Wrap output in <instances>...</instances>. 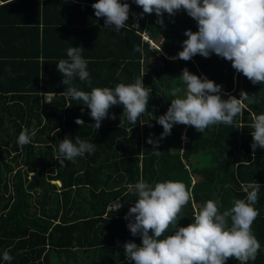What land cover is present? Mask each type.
<instances>
[{"label":"trees","instance_id":"obj_1","mask_svg":"<svg viewBox=\"0 0 264 264\" xmlns=\"http://www.w3.org/2000/svg\"><path fill=\"white\" fill-rule=\"evenodd\" d=\"M95 2L0 0V264H135L126 258L124 244L139 245L142 237L131 234L125 215L138 198L128 187L141 178L153 186L178 181L190 192L176 230L193 222L202 203L213 200L223 212L235 199L246 198L242 184H258L254 207L259 214L252 232L261 247L247 264H264V148L253 156L250 128L253 115L264 113V84H253L215 53L171 59L182 50L185 31H198L197 21L184 10L164 13L161 25L155 13L141 18L142 7L129 0L139 26L132 18V26L118 32L95 16ZM144 33L150 40L143 39ZM151 40H162L160 49ZM72 46L83 49L91 79L89 86L74 77L80 90L114 89L143 78L150 98L135 124L125 118L119 127L123 106L118 104L96 130L90 109L61 94L66 86L57 62L68 59ZM184 68L222 85L224 99L249 94L233 125L220 123L202 133L174 124L171 134L160 139L163 127L157 118L174 98L170 91L185 87L179 77ZM78 117L85 121L82 126L75 123ZM24 128L35 129L36 135L20 147L17 139ZM77 135L95 144L94 153L61 166L55 159L61 140L67 136L75 142ZM150 135L159 139L157 148L147 143ZM193 174L200 178L192 184ZM118 198L122 207L108 210ZM4 251L11 261L2 259ZM225 264L239 261L229 258Z\"/></svg>","mask_w":264,"mask_h":264},{"label":"clouds","instance_id":"obj_2","mask_svg":"<svg viewBox=\"0 0 264 264\" xmlns=\"http://www.w3.org/2000/svg\"><path fill=\"white\" fill-rule=\"evenodd\" d=\"M142 7L143 14L155 13L157 23L163 25L164 13L174 16L184 10L198 24V31H185L183 48L178 57L188 61L199 54L209 57L212 53L232 62V67L242 73L253 84H264V0H134ZM96 17L104 18V26L114 27L120 31L129 19L130 5L121 0H97L92 4ZM135 26H139L136 24ZM147 36V38L145 37ZM143 39L150 40L147 34ZM153 48L160 49L157 41L151 40ZM136 51H142L137 48ZM83 49L72 46L67 50L68 59L57 62V69L62 74V83L66 90L65 98L82 101L90 109L98 130L101 122L108 117L109 109L114 105L123 106L119 127L129 123L135 124L138 117L147 110L149 91L143 86V78L134 83H119L114 89L93 87L90 92L78 89L72 81L78 76L91 86L87 61L82 57ZM162 51V50H161ZM184 88L174 87L169 95L174 97L166 113L157 118L163 132L160 139L171 134L174 124L192 126L204 133L213 125L223 123L233 125L234 118L242 111L241 101L249 99L246 91H241L240 98L229 95L223 98L222 85L203 78L189 71L182 70L179 76ZM183 92V95L180 93ZM115 119V115L111 117ZM252 129L253 156L255 150L264 148V113L253 115ZM75 123L83 125L82 118ZM36 130L31 132L24 128L17 139L20 147L31 143ZM184 141L186 134H183ZM147 143L157 148L159 139L151 135ZM95 144L80 139L75 142L65 137L59 144L55 159L61 166L65 161L75 162L85 153H94ZM246 193L245 199H235L233 206L221 212L213 200H208L194 212L193 222L177 229L178 214L191 199L190 192L178 181H162L155 185L146 183L143 178L128 191L138 198L125 215L127 227L133 236H141V244L128 241L124 244L125 256L135 264H225L229 258H235L239 264L255 260L261 247L252 232V224L258 216L254 205L258 199L259 185L247 183L241 185ZM114 203V211L122 207ZM229 219L231 224L229 225ZM173 229V234L160 239L166 230ZM2 259L11 261L8 251L3 252Z\"/></svg>","mask_w":264,"mask_h":264},{"label":"built area","instance_id":"obj_3","mask_svg":"<svg viewBox=\"0 0 264 264\" xmlns=\"http://www.w3.org/2000/svg\"><path fill=\"white\" fill-rule=\"evenodd\" d=\"M124 2H127V3H129V0H121V3H124ZM130 5V4H129ZM134 15V16H133ZM133 16V17H132ZM134 19V22H133V24L134 25H136V24H139V20H138V15L136 14V13H134V9L131 7V5H130V12H129V19H128V21H126V24H128V25H126V27H131L132 26V24H131V19ZM146 38H147V36H145ZM48 96H50V95H48ZM113 202H115V203H119V204H121V201H120V199L118 198V199H116V200H114ZM111 203L110 205H108L107 206V209L108 210H111V209H113L114 210V203ZM121 208V207H120ZM119 208V209H120ZM118 209V210H119ZM117 211V210H116Z\"/></svg>","mask_w":264,"mask_h":264},{"label":"rangeland","instance_id":"obj_4","mask_svg":"<svg viewBox=\"0 0 264 264\" xmlns=\"http://www.w3.org/2000/svg\"><path fill=\"white\" fill-rule=\"evenodd\" d=\"M180 95H183V92H181ZM182 137H183V136H182ZM181 145L183 146V143H182ZM170 146H171L172 149H176V146H175V145H170ZM199 178H200V177L197 176V174H193L192 181H191L192 184H193L195 181H197V179H199ZM52 182H53V183L56 182L58 185H60V182H59V181H53V180H52ZM83 194H85L84 191H83ZM204 204H205V203H202V204H201V207H202ZM198 205H199V204H195V203H194L195 208L198 207ZM196 210H198V209L196 208ZM62 256H63V259H64L65 256H64V255H62ZM61 261H62V258H60V259L58 260V262H60V263H61Z\"/></svg>","mask_w":264,"mask_h":264},{"label":"crops","instance_id":"obj_5","mask_svg":"<svg viewBox=\"0 0 264 264\" xmlns=\"http://www.w3.org/2000/svg\"><path fill=\"white\" fill-rule=\"evenodd\" d=\"M158 41V44H161V42H162V40H157ZM175 57V56H174ZM176 57H177V55H176Z\"/></svg>","mask_w":264,"mask_h":264},{"label":"bare ground","instance_id":"obj_6","mask_svg":"<svg viewBox=\"0 0 264 264\" xmlns=\"http://www.w3.org/2000/svg\"><path fill=\"white\" fill-rule=\"evenodd\" d=\"M178 56V55H177Z\"/></svg>","mask_w":264,"mask_h":264}]
</instances>
